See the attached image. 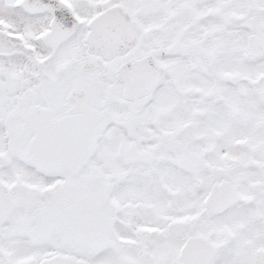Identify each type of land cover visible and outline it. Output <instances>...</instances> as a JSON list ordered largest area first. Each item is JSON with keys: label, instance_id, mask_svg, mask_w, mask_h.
I'll return each instance as SVG.
<instances>
[{"label": "snow or ice", "instance_id": "obj_1", "mask_svg": "<svg viewBox=\"0 0 264 264\" xmlns=\"http://www.w3.org/2000/svg\"><path fill=\"white\" fill-rule=\"evenodd\" d=\"M0 264H264V0H0Z\"/></svg>", "mask_w": 264, "mask_h": 264}]
</instances>
